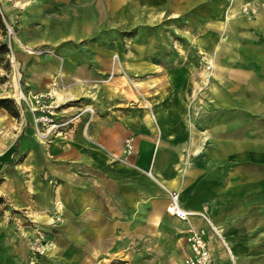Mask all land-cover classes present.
<instances>
[{
  "label": "crops",
  "instance_id": "0c3cea01",
  "mask_svg": "<svg viewBox=\"0 0 264 264\" xmlns=\"http://www.w3.org/2000/svg\"><path fill=\"white\" fill-rule=\"evenodd\" d=\"M0 13L17 39L0 29V99L18 112L0 107V264H183L191 228L212 264H264V0H0ZM19 90L54 92L55 122L78 116L40 141ZM167 191L229 251L201 216L167 213Z\"/></svg>",
  "mask_w": 264,
  "mask_h": 264
},
{
  "label": "built area",
  "instance_id": "2783aa9c",
  "mask_svg": "<svg viewBox=\"0 0 264 264\" xmlns=\"http://www.w3.org/2000/svg\"><path fill=\"white\" fill-rule=\"evenodd\" d=\"M6 31L8 35L13 33L12 29L6 25ZM33 53L49 52L48 50H30ZM11 53V52H10ZM209 68V67H207ZM112 77L110 73L109 78ZM17 99L20 103L24 104L27 111L32 117V122L34 125V133L36 138L40 141H46L51 138V136L59 130L60 127L65 126L71 123L78 115L71 117L70 119L58 123L53 119L54 110L57 109L60 105L55 102L54 92L39 93L33 96H28L24 91L19 90L17 94ZM83 112H88L93 114L94 111L90 107H85ZM124 154L126 157L130 156L134 152L133 138L129 137L125 139L124 144ZM126 159V158H122ZM168 205L166 208L167 213L170 215L181 219L186 220L189 216L199 215L201 216L206 223L208 224L211 231L216 234L223 242L227 251H229L227 245L221 238L220 230L216 227L210 219L206 216L204 211L193 213L192 211L185 210L181 207L179 202V194L173 191H167ZM204 230H194L189 229L186 239L190 247V255H188L183 264H212V256L208 249L207 243L204 240ZM36 249L40 250L42 244L37 241L35 243ZM232 258V257H231Z\"/></svg>",
  "mask_w": 264,
  "mask_h": 264
},
{
  "label": "rangeland",
  "instance_id": "374dc122",
  "mask_svg": "<svg viewBox=\"0 0 264 264\" xmlns=\"http://www.w3.org/2000/svg\"><path fill=\"white\" fill-rule=\"evenodd\" d=\"M3 22H4V26H5V36H10V38L11 39H13V40H17L16 39V37H15V29H14V27L10 24V23H8V22H5L4 20H3ZM6 25L7 26H9L11 29H12V31H13V33L11 34V35H8L7 34V31H6ZM8 39V38H7ZM31 50V49H30ZM50 53H51V51H50ZM10 59V58H9ZM110 76V75H109ZM109 78V77H108ZM108 78H107V80H108ZM33 233H34V237L32 238V240H30V242H29V245H30V248H31V250L34 252V253H36V254H43V251H44V247H45V245L46 244H48L47 243V241H45L44 240V237H43V235H42V232L40 231V229H38L36 226L35 227H33ZM37 241H39L41 244H42V248H40V250H37L36 249V246H35V243L37 242Z\"/></svg>",
  "mask_w": 264,
  "mask_h": 264
},
{
  "label": "trees",
  "instance_id": "16d2710c",
  "mask_svg": "<svg viewBox=\"0 0 264 264\" xmlns=\"http://www.w3.org/2000/svg\"><path fill=\"white\" fill-rule=\"evenodd\" d=\"M0 29L3 30V33L5 34V26L3 22V18L0 13ZM8 52V47L6 43H0V55L5 54ZM4 69H9V63L5 61ZM0 107L4 108L7 110V112L16 117L18 115V112L15 109L14 103L10 99H0Z\"/></svg>",
  "mask_w": 264,
  "mask_h": 264
},
{
  "label": "bare ground",
  "instance_id": "6f19581e",
  "mask_svg": "<svg viewBox=\"0 0 264 264\" xmlns=\"http://www.w3.org/2000/svg\"><path fill=\"white\" fill-rule=\"evenodd\" d=\"M59 93V92H58Z\"/></svg>",
  "mask_w": 264,
  "mask_h": 264
}]
</instances>
